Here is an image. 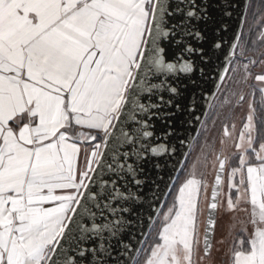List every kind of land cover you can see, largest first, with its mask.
I'll use <instances>...</instances> for the list:
<instances>
[{"label": "snow or ice", "instance_id": "snow-or-ice-1", "mask_svg": "<svg viewBox=\"0 0 264 264\" xmlns=\"http://www.w3.org/2000/svg\"><path fill=\"white\" fill-rule=\"evenodd\" d=\"M237 7L0 0V264H264V71H251L264 65V0H245L226 40L222 17ZM230 70L250 91L226 90L220 106L247 110L235 138L223 128L234 151L221 140L209 200L181 130ZM222 196L231 215L218 260Z\"/></svg>", "mask_w": 264, "mask_h": 264}, {"label": "rangeland", "instance_id": "rangeland-1", "mask_svg": "<svg viewBox=\"0 0 264 264\" xmlns=\"http://www.w3.org/2000/svg\"><path fill=\"white\" fill-rule=\"evenodd\" d=\"M250 20L251 19L249 18V21ZM246 31H247V26H246ZM261 51H264V49H261ZM248 55L253 58H257V59L259 58L258 54L255 52L250 51ZM251 71L253 73L264 71V65L253 66L251 67ZM228 75L231 77V79H228L226 77L225 83L221 89V93L218 96L215 104L213 105L211 113L209 114L206 122L204 123L202 131L188 156V163L195 162L197 159L201 161V164L197 169V175H199L201 172L205 174V178L209 183V189H208L209 198L211 193V186L213 184L214 175H215L213 162L215 161L216 154H218L219 151L221 150L222 147L221 140L225 141L223 147L226 150V154H231L234 151L232 141L225 138L223 135V128L225 124H227L229 127V131L232 133V137L235 138V136L242 127V121L247 110V102L244 103L243 108L237 107L233 111H230L231 106L221 107L220 106V102L222 99L221 94L225 93L226 90H230L231 92L243 91L246 94L250 91L249 87H247L242 83H239V81L243 76L242 70L237 71L235 74H233L230 70ZM251 83L252 81H249V84ZM229 116H231V119H229ZM233 123H235L236 125L235 130L231 128V125ZM205 157H207L206 161L204 159ZM182 179L183 178H181V180ZM223 191L225 193L227 192V173L225 176V185L223 186ZM221 201L222 202L221 205L219 206L217 228L214 239V249L222 250L219 253L214 251V255L218 257V260L224 259L223 250H226L228 247L227 243L221 245L219 241L222 238H224L225 235L227 234V225L229 223V217L231 215L226 207V196H222ZM170 202H171V197L168 199V203ZM207 205H208V201L202 199L200 205L202 209V214L199 217V238L201 241V247L203 246L204 228H205L207 208H208ZM235 215L239 217H243L245 214L236 213Z\"/></svg>", "mask_w": 264, "mask_h": 264}, {"label": "water", "instance_id": "water-1", "mask_svg": "<svg viewBox=\"0 0 264 264\" xmlns=\"http://www.w3.org/2000/svg\"><path fill=\"white\" fill-rule=\"evenodd\" d=\"M232 3L238 5V7L235 9L234 13H233V16L231 18L227 17V16H223L222 17V22L227 25L228 27V31L225 35V39L226 40H230L234 34L236 33L237 31V27L240 23V20H239V16L242 12V10L244 9V4H245V0H231ZM248 2L250 3V0H248ZM235 59V58H234ZM215 75V74H214ZM226 79V78H225ZM222 87V86H221ZM220 87V89H221ZM204 91H205V94L207 95L208 99H207V102H203L201 101L200 103H198L197 105V112H196V115H201V110H203L204 112V115L201 116V120L200 122H196V121H193L192 125L190 126L189 130L187 131V133H185L184 130H181V136L184 137L185 135H187V137L189 138L188 140L185 141V148L182 149L183 151H185L187 153V155H189L200 131H201V128L208 116V113L219 93L218 90L214 89L212 84L209 83L207 85L204 86ZM198 101H199V97H197ZM201 105H203V108H201ZM114 135L117 134L115 131L113 133ZM189 140H191V143H189ZM226 176V174H225ZM210 196H211V193H210ZM168 196H166L164 199H162L160 201V204L163 206L167 200ZM210 200V198H209ZM154 209L157 213H159L163 208H157L155 207L154 205ZM218 213H219V207H218V210H217V213H216V219L218 220ZM207 218H208V208H207V215H206V222H207ZM206 222H205V228H204V236H205V231H206ZM216 228H217V224H216V227H215V232H216ZM214 239H215V233H214V237H213V243H214Z\"/></svg>", "mask_w": 264, "mask_h": 264}, {"label": "trees", "instance_id": "trees-1", "mask_svg": "<svg viewBox=\"0 0 264 264\" xmlns=\"http://www.w3.org/2000/svg\"><path fill=\"white\" fill-rule=\"evenodd\" d=\"M255 2H256V0H250V4H253V3H255ZM247 15H248V19H249V18H250V19L252 18V17H251V11H250V10H249V12L247 13ZM246 26H247V25H245V28H244V31H245V32H246ZM180 176H181V178H183V172H181ZM170 197H171V196H169L168 199H169ZM168 199H167V201H166L167 204H169V203H168ZM166 203H165V205H167ZM164 210H165V209H164Z\"/></svg>", "mask_w": 264, "mask_h": 264}, {"label": "bare ground", "instance_id": "bare-ground-1", "mask_svg": "<svg viewBox=\"0 0 264 264\" xmlns=\"http://www.w3.org/2000/svg\"><path fill=\"white\" fill-rule=\"evenodd\" d=\"M225 80H226V79H225ZM224 83H225V81H224ZM223 85H224V84H223ZM223 85H222V87H223ZM222 87H221V89H222ZM221 89H220V91H219V93H218V95H217V97H216V99H215L213 105L215 104V102H216L218 96L220 95V93H221ZM213 105H212V107H213ZM212 107H211V109H210V111H209V113H208V116H209V114L211 113ZM208 116H207V118H208ZM207 118H206V119H207ZM205 122H206V120H205ZM205 122H204V123H205ZM203 125H204V124H203ZM202 128H203V127H202ZM201 130H202V129H201ZM200 132H201V131H200ZM198 136H199V135H198ZM194 144H195V143H194ZM193 146H194V145H193ZM189 154H190V153H189ZM188 156H189V155H188ZM165 203H166V202H165ZM164 205H165V204H164ZM163 209H164V208H163ZM163 209H162V210H163ZM162 210H161V211H162Z\"/></svg>", "mask_w": 264, "mask_h": 264}]
</instances>
